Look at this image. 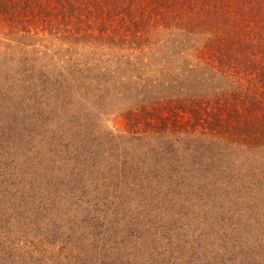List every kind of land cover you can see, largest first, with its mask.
I'll return each mask as SVG.
<instances>
[{
	"label": "rangeland",
	"instance_id": "obj_1",
	"mask_svg": "<svg viewBox=\"0 0 264 264\" xmlns=\"http://www.w3.org/2000/svg\"><path fill=\"white\" fill-rule=\"evenodd\" d=\"M236 2L231 1L229 9L221 4L216 8L213 3L206 2L203 5L198 2L200 9L197 7L196 13L187 3L180 4L176 9L182 8L183 14L175 8H161L163 12H155L147 6L143 12L136 10L137 19L141 18L142 13L149 15L151 19L148 25L140 28L131 23L129 16L125 17L127 20H120L117 14L122 11L116 14L112 12V17L104 12V15L95 13L91 18H81L79 25L70 24L69 30L63 25H60L59 30L56 23L48 24L43 19L34 20L28 17L25 20L27 25L32 27V34L21 30L18 20L14 21L7 16H4L3 20L0 17V56H11L18 60L19 54L34 57L35 48L51 55L52 50L57 51L58 54L49 60L54 69L59 72L71 69V73L63 76L58 74L63 89L71 91L66 94V98L70 96L76 107L80 105L87 110L86 116L80 112L73 114L78 128L66 133L48 132L44 138L31 139L34 144L37 142L38 153H47V162L54 167L52 170L56 177L74 171L79 174L80 179V159L86 158L80 153V145L83 146V143L86 145L84 149L95 148L98 152H94L95 157L102 155V149L105 151V148L101 147L108 146L106 151H112L113 144L122 143L126 146L124 156L133 152L135 156L132 155V158H143L151 167V159L146 155L147 149L156 151L172 148L173 159L178 161L175 162V168H191V162L195 167L194 171L190 169L192 172L187 178L190 183L188 187L179 189L178 194L176 190L174 194L187 200L183 206L179 201H173L171 209L177 215L182 212H185L186 218V215H193L191 219L194 221L191 225L197 229L198 221L207 226L210 220L217 221L223 216L229 226L233 222L236 225L239 223L244 236H249L250 233L252 239L257 238L258 242L259 239H264V182L253 188L256 192H252L249 185L256 182L257 178L264 179V140H258L261 141L260 144L257 141L250 144L240 136L233 139L222 133L215 136L208 128L200 126L199 131L186 122L191 119L190 113L194 107L208 119H212L214 113L222 116L223 121L230 119L229 112L236 106L244 112H250L246 110L250 108L259 115L258 117L264 118V79H261L262 75L264 77V68L257 67L259 60H264V45L261 47L254 44V48L248 46V31H252L257 25L249 13L238 11ZM53 3L55 4V0H51L47 5L53 6ZM201 5L206 8H201ZM164 19L167 22H164ZM14 22L16 26L11 27ZM50 27L58 31V36L41 34L42 29ZM255 40L259 41L257 37ZM22 43L24 44L21 45ZM223 55L231 56L230 61L222 63ZM236 59L242 60V63L237 65ZM11 60L7 57L3 61L11 66ZM60 96L63 97V94ZM251 97L258 99L256 105H252ZM169 102L174 104V108L180 109L176 122L173 121L176 116L173 113L171 115V110L165 107ZM137 105H145L151 110L153 107L162 106L160 116L155 115L151 120L135 121L128 111L137 110ZM163 117H166V120H163ZM231 119H234L233 116ZM162 123L165 125L161 129ZM73 124V121H70L66 126ZM93 133L96 134V140L92 138ZM52 134L60 139L59 142L66 141L65 144L60 146L48 143L53 137ZM94 141L97 146L92 145V148H89ZM73 145H76L79 154L73 150ZM192 150L197 156H204L206 152L216 156L214 165L208 168V174L202 167L196 169L198 162L192 158ZM118 154L122 155V152L119 151ZM164 158L166 159L165 156ZM42 160L45 162L44 158ZM111 164L101 162L97 173L94 172L92 177L85 179V182L78 180L80 188L82 186L87 193L83 196L80 194V201L74 205L66 196L55 198L54 204L51 200L53 207L50 214L54 218V224L48 228L51 236L45 247L49 252L47 255H50L51 264H66L62 262L68 259L76 261L77 264H107L109 260L106 256L113 249L109 248L112 241H105L110 235V232L105 233V229H114L116 226L130 223L135 206L143 211V207L150 205L156 190H164V180H170L160 170L154 175L148 172L150 176L148 175L141 188H138L139 180L125 171L127 183L121 174L117 175L120 173V163ZM42 167L36 170L41 171ZM254 170L261 173L253 178ZM166 171L173 174L168 168ZM144 172L146 173L145 170ZM237 179L239 181H236ZM62 180L59 179L60 182ZM221 182H231L235 185L236 193L231 196L235 215L233 216L232 209H225L223 215L212 219L214 214L207 210L210 202L206 199V191L208 188L210 190L213 184L221 185ZM72 184L76 183L72 181ZM196 184L199 185L198 189L192 190ZM248 212L252 213L249 214L252 216L249 217L251 220L247 218ZM128 230L131 232V227L127 226L125 233H116L115 238L114 234L112 235L113 239H117V246L121 243L119 239H122L124 243L120 248L127 249L126 254L121 250L122 259L119 260H127L130 251L132 264H148L150 260L145 256V246L137 241L135 234L129 235ZM14 237L9 240L12 244L8 245L11 246L8 249H15ZM67 237L69 240H66ZM169 242L162 240L159 248L162 251H170L172 246ZM107 243L110 245L103 247ZM192 244L190 246H198L199 257L204 253V249H209L206 244L200 246V242L194 244L192 241ZM263 244L264 240L262 245L257 243L251 248L253 251L248 250L244 244L243 252L238 254V257L243 259L245 256L249 259V264L257 261L256 264H264ZM75 245L80 249L76 250ZM190 248L178 247L167 255L175 258L174 262L177 259L195 260L193 249ZM41 256L44 255L40 254L38 258ZM15 258L18 260L17 254ZM154 258L155 263L158 258Z\"/></svg>",
	"mask_w": 264,
	"mask_h": 264
},
{
	"label": "trees",
	"instance_id": "obj_2",
	"mask_svg": "<svg viewBox=\"0 0 264 264\" xmlns=\"http://www.w3.org/2000/svg\"><path fill=\"white\" fill-rule=\"evenodd\" d=\"M50 1L51 0H0V17H2L3 20L4 16L14 21L18 20L21 23V30H24L28 34H32V27L27 25V21L25 20L28 17L34 20L38 18L43 19L44 22L48 24L56 23L59 30H61L60 25H63L65 29H67L70 24L78 26L81 18H91L95 13L96 15L99 13L104 15V12H106L109 17H112V12L116 14V12L119 13L122 11L120 14H117L120 20H127L125 17L129 16L131 23H134L136 28H140L148 25L151 19L149 15L144 13H142L140 19H137L136 10L143 12L146 10L147 6L151 8V11L163 12L164 10L161 8L166 10L175 8V10H177L176 8L178 5L187 3L190 9L196 13L198 2L203 5L206 2L208 4L213 3L216 5V8L218 4H221L222 7L228 8L231 1H237L235 5L238 11L244 14L249 13L257 25L252 31H248V38L250 40L247 42L248 46L251 45L254 48V44H258L261 47L264 45V0H55V4L53 3V6H49L47 4H49ZM106 2L108 3L107 5ZM203 5H201V8ZM177 11L181 13L182 8H179ZM204 11L206 10L204 9ZM165 21L167 22V20L164 19V22ZM15 24L16 22H14L11 27L16 26ZM88 25H92L90 21H88ZM36 32L38 34L39 29L36 30ZM41 34H47V36L50 34L54 36L55 34V36H58V31L50 27L48 29H42ZM256 37L259 41L255 40ZM23 44L24 43L21 45ZM241 44L244 45L245 43ZM35 51L34 57H27L23 54H19L18 60L11 56L4 57L2 54V56H0V264H51L50 255H47L49 252L45 249L47 244L46 241L49 243V238L51 236L48 228H50L52 223L54 224V218L52 214H50L53 207L51 204L55 201V198L65 196L69 198V201L73 205L79 202L80 194L83 196L87 193V190L82 189V186L80 188V183L78 182H85V179L88 180L89 177H92L94 172L97 173V167H100L99 165L101 162L105 164H111V162L120 163V173H117V175L121 174L123 180L125 179L127 183L125 171L134 179L136 178L139 180L138 188H141L142 184L148 178V175L150 176V174H147L148 172L154 175L156 171L160 170L161 173L163 172V174H166L170 179L169 181H162L164 190H156L154 197L149 202L150 205L145 208L142 206L143 211H140L137 209L139 207L135 206V211L130 218V223H126L127 225H122L120 227L116 226V229H112L111 227L105 229V233L108 234L110 232V235L105 241L111 240L112 244L109 248L113 249L106 256V259L109 260L107 264L133 263L132 252L130 251L127 260L124 262L119 260L122 259L121 250L126 254L125 251H127V249L120 248L124 243L122 239H119V241H121L119 246H117L116 243L117 239H113L117 236L116 233H125L127 226L132 229L131 232L129 230L127 231L130 232L129 235L133 236L135 234V236H137V241L140 244L143 243L145 246L147 253L145 256H148L151 264L250 263L249 259L245 258V256L243 259L238 257V254L243 252L242 247L245 244L248 250L253 251L251 248L257 245V243L262 245L264 239H259L258 242L257 238L252 239L250 233L249 236L248 234L244 236L242 226L239 227V223L236 225L235 222H233L232 225L229 226L226 220L223 219V216L217 221L211 222L210 220L207 226L198 221L196 224L199 228L197 229L191 225L194 221V219H191L193 215L190 217L186 215V218L184 217L185 212L177 215V213L171 209V206L174 204L173 201H179L182 206L184 202H187L186 199L179 198L177 194L179 189L185 188L186 186L188 187L190 183H188L187 178L190 177V173L192 172L190 169H193V171L195 170L192 162L190 163L191 168H184L182 169L183 171L175 168L177 159H173L172 148L165 150L161 148L156 151L154 149H147L146 155L148 159H151V167L143 158H137V156L132 158V155H134L133 152L124 156L126 146H123L122 143L113 144L112 151L110 149L106 151L108 146L101 147V149L105 148L106 152L102 149L100 152L102 155L96 157L93 156L95 153H98L95 151V148L93 150L84 149L86 145L83 143V146L80 145V153L84 154L86 158L80 159V172L82 171L80 179L79 174L74 171H68L70 173L67 172V175L63 176L59 174V177H56V174H54L52 170L54 167L50 166L48 164L49 162H47V153H38L36 148L37 142L34 144L31 139L32 137H36L37 140L39 138H44V135L48 132L62 131L66 133L68 130L72 131L73 128L79 127V125H75L76 122L73 114L80 112L82 115L86 116L88 113H86L87 110L82 106L79 105L76 107L72 99H70V96L66 98V94L71 93V91L67 92V89H63V85H61L62 81L58 79V74L63 76L66 73H71V69L67 72L63 70L59 72L54 69L52 63L49 61L52 59L51 57L55 56V54L57 55L58 52L52 50L53 54L51 55L36 48ZM7 57L12 59L11 66L5 64L3 61L7 59ZM222 57H224L221 59L222 63H225L226 60L230 61L231 59V56L223 55ZM232 57H234L233 54ZM237 63V65L241 64L242 60L238 59ZM257 67L264 68V60H259ZM261 79H264L263 75ZM114 86L117 87L116 84ZM72 91L74 90L72 89ZM60 94H63L65 98L60 96ZM251 101L252 105H256V102L258 103L256 97H251ZM172 104L173 103L169 102L165 107L171 110V115L173 113V115L176 116L175 118L173 117V121L176 122L180 109L174 108V104ZM138 107L137 110L131 109L128 111L129 115H131L135 121L151 120L155 115L160 116V109H162V106L157 108L153 107V110L148 109L145 105H139ZM184 108L185 107H183V110H185ZM73 109H76V111H73ZM246 110L250 112H244L236 106L229 112L230 119H224L225 121H223V117L216 113H214L212 119H208L198 108L194 107L191 109V119L186 120V122L199 131L200 126L208 128L215 136H220V133L227 134L231 139L240 136L243 141L250 142V144L253 143V141L258 142V140H264L263 116L258 117L259 115L255 113V111H251L250 108ZM232 116L234 119H231ZM163 118V120H166V117ZM70 121H73L74 124L66 126ZM138 122L141 123V121ZM162 125L161 129L164 127L165 123H162ZM95 135L96 134L93 133L92 138ZM52 136L53 137L49 139L48 143H55V145L60 146L65 144L66 141L64 143H62V141L59 142V138H55L53 134ZM93 140H96V138ZM259 142L258 144H260ZM92 145L97 146L95 145V141L89 148H92ZM73 150L79 154L76 150V145H73ZM119 151L122 152L123 156L118 154ZM75 152L73 154H75ZM160 154H162V156ZM191 155L192 158L198 162L196 169L202 167L207 174L210 165L213 166L216 161V156L209 152H206L204 156H197L192 150ZM41 157L44 158L45 162H43ZM50 159H52V157ZM73 166L75 165L73 164ZM41 167V171L36 170V168L40 169ZM167 168L173 171L172 175L166 171ZM58 169L63 171L62 168ZM259 173H261V171L256 172L254 170L253 178ZM61 178L63 180L60 182L59 179ZM231 178L232 177H230V179ZM239 180L237 179L236 181ZM72 181L76 184H72ZM183 181H185L184 184ZM263 182L264 179L257 178L256 182L249 183L252 187L251 191L256 192V189L253 188H256L258 184ZM158 183L159 182H156V184ZM134 184L135 183H133V185ZM198 187L199 185L196 184L193 186L192 190H197ZM176 190L177 194L174 195ZM186 191L188 192V189H186ZM207 191L206 199L210 202L207 210L210 211V214H214L212 219H215V217L217 218L218 215H223L225 209H232L233 216L235 215L233 211V199L231 197L236 193L234 184H231V182H221V185L220 183L216 185L213 184L211 189L209 190L208 188ZM82 198L84 199V197ZM158 198L160 199L157 200ZM245 202L246 201H244V203ZM249 214L252 213L248 212L246 214L247 218L251 216ZM12 237H14L13 240H15V249H8L11 247L8 245L12 244L9 243ZM63 239L64 238H62V241ZM67 239L69 240V237H67L66 240ZM162 240L170 241L169 244L172 246L170 251H162L159 248ZM192 241L194 244L200 242V246L206 244L209 246V249L206 251L204 249V253L199 257L198 246H190ZM110 243H107L103 247L110 245ZM4 244H7L8 247H5ZM178 247L180 249L191 247L195 260L187 259V261H185L183 259H177L176 262H174L175 258L173 259L169 254L177 250ZM75 249L77 250L80 248L76 246ZM14 250L16 252H14ZM167 253L169 254L167 255ZM16 254L18 260L15 258ZM40 254L44 256L38 258ZM175 254L178 255L177 253ZM154 257L158 258L155 263ZM62 263L77 264L76 261L72 259H70V261L68 259Z\"/></svg>",
	"mask_w": 264,
	"mask_h": 264
}]
</instances>
